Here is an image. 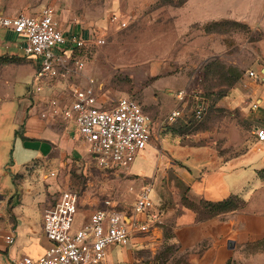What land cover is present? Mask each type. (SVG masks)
Returning <instances> with one entry per match:
<instances>
[{
    "label": "rangeland",
    "instance_id": "rangeland-1",
    "mask_svg": "<svg viewBox=\"0 0 264 264\" xmlns=\"http://www.w3.org/2000/svg\"><path fill=\"white\" fill-rule=\"evenodd\" d=\"M156 3L157 0H0V12L38 15L50 8L63 28L79 26L102 37L103 45L92 44L76 53L83 69L78 77L72 74L70 81L76 87H84L92 81L104 107L113 105L121 97L134 98L152 120L150 141L155 144L148 143L134 157L129 172L100 169L94 162L86 174L79 171L80 168H73L66 175L55 173L61 181L68 180L70 186L65 191L76 194L78 203L96 202L95 208L99 209L107 207V202L109 208L129 213L144 183L151 177L153 164L150 163L159 157L158 148L165 136H200L198 143L212 145L221 155L224 146L229 144L227 139L234 142L239 137H254L256 124L244 118L247 109L229 106L235 99L233 90L244 89L248 71L264 78L261 74L264 26H217L211 34L204 32L205 26H178L176 13L183 24L219 6L224 12L230 10L226 17L239 21L247 13L251 18L257 16L264 0H189L179 10ZM114 14L126 23L125 28L111 21ZM262 85L264 90V83ZM180 91L186 94L183 101L176 96ZM42 97L39 95V99ZM261 97L262 107L251 111L252 116L258 118L256 123L264 122V91ZM199 103L206 106L201 120L194 115ZM217 104L221 105L217 107ZM174 109L181 110L182 116L170 123L166 119ZM1 122L0 137L7 134L9 126V120ZM240 151L242 149L228 150L225 155L234 156ZM21 153L19 148V155ZM130 172L138 175L142 172L145 179ZM173 180L174 176H170L168 186L163 180L161 187L169 192ZM7 182L6 187L10 184ZM252 185H247L241 193L253 191L256 186ZM247 199L250 208L264 213V189ZM154 206L162 223L161 207ZM3 211L8 213L9 203ZM20 225L22 223L18 222L16 239L8 252L10 258L38 259L43 254L39 242L19 233ZM0 226L3 231L8 229L3 217H0ZM159 244L157 238L153 243L157 246L154 254L141 251L133 256L136 260L133 264H162L164 257L158 251ZM238 251L236 258L227 264H264V238L244 247L241 245ZM172 262H176L175 257Z\"/></svg>",
    "mask_w": 264,
    "mask_h": 264
},
{
    "label": "crops",
    "instance_id": "crops-1",
    "mask_svg": "<svg viewBox=\"0 0 264 264\" xmlns=\"http://www.w3.org/2000/svg\"><path fill=\"white\" fill-rule=\"evenodd\" d=\"M187 2L189 0L177 10L186 6ZM208 12L183 24L176 13V21L178 26H208L223 21L264 26V6L258 10L257 16L251 18L247 13L239 21L226 17L230 10L224 12L219 6ZM17 15L0 12V16L4 17ZM59 28L65 33L80 34L85 39L92 37L91 30L79 26L63 28L59 25ZM23 47L21 36L0 27V57L21 60L0 66V122L9 120L7 134L0 137V217L8 226L6 230L12 229L14 235L18 222L22 223L19 233L39 242L44 254L51 243L43 233V213L53 207L70 186L66 178L61 181L55 173L66 175L71 169L80 168L79 171L86 174L95 160L74 124L60 117L40 118L39 112L47 109L48 101L60 99L69 102L75 85L69 78L38 84L35 63L24 54ZM262 83L264 78L255 81L246 76L244 89L233 90L236 91L232 93L235 99L229 106L247 109L244 118L256 124L254 129H264V122H254L258 118L251 114V111L262 107ZM36 86L41 87L43 93L36 92ZM39 95H43L42 99ZM254 103L258 107L256 110L251 109ZM30 106L33 107L28 109ZM199 139L197 135L165 136L160 141L161 147L156 145L160 150L159 157L151 161L153 169L147 180L153 182L152 200L161 207L162 223L149 234L131 238L126 248L109 247L104 264H125V261L126 264H133L136 261L134 257L141 251L154 254L157 246L153 243L157 238L160 243L158 251L164 257L162 264H227L239 254V246L257 243L264 238V213L250 208L247 199L264 189V143H258L255 136L239 137L234 142L229 138V144L224 146L221 155L212 145L198 143ZM19 148L22 151L20 155ZM232 149L242 151L234 156L225 155ZM130 174L142 175L145 179L142 172L140 175ZM170 176H174L173 181L177 184L171 181L167 192L161 185L166 180L168 186ZM7 181L10 183L8 187L5 186ZM250 184L256 186L255 189L243 195L241 192ZM182 196L194 205L217 203L238 196L245 206L236 212L201 218L183 205ZM7 203L9 211L5 214L3 207ZM96 206V202L77 201L73 230L82 228L89 222L92 213L102 209H96ZM164 230L167 232L165 235ZM229 242L234 243L233 248L228 246ZM9 250L10 246L5 245L0 233V253L5 255H0V264H12ZM174 257L176 262H172Z\"/></svg>",
    "mask_w": 264,
    "mask_h": 264
},
{
    "label": "built area",
    "instance_id": "built-area-1",
    "mask_svg": "<svg viewBox=\"0 0 264 264\" xmlns=\"http://www.w3.org/2000/svg\"><path fill=\"white\" fill-rule=\"evenodd\" d=\"M111 21L121 28L126 23L115 14ZM0 27L12 31L24 39V54L35 63V80L38 84L46 80L67 79L72 74L79 76L83 64L76 53L89 45H103L104 39L92 33L85 39L77 33H65L55 20L50 8L38 15L18 14L14 17L0 16ZM72 66H71V65ZM247 78L260 81L254 71L246 73ZM36 92L41 87H35ZM69 102L52 99L47 109L39 112L41 119L60 117L74 124L88 152L94 157L100 169H115L129 172L134 157L142 151L151 139L152 120L141 105L130 97H121L111 106L99 101L92 81L84 87H74ZM185 92L176 96L183 101ZM258 107L253 104L251 109ZM206 106L197 104L195 119L201 120ZM181 110L174 109L167 121L172 123L181 118ZM254 136L258 143H264V129L255 128ZM154 185L145 182L137 195L129 213L109 208L106 202L102 209L91 214L89 222L78 230H73L77 211V195L63 192L56 204L43 213V233L51 243L38 259L22 257L12 264H104L106 250L111 246L126 248L131 238L149 234L160 223V214L152 200ZM0 233L6 246L15 242L12 229Z\"/></svg>",
    "mask_w": 264,
    "mask_h": 264
},
{
    "label": "trees",
    "instance_id": "trees-1",
    "mask_svg": "<svg viewBox=\"0 0 264 264\" xmlns=\"http://www.w3.org/2000/svg\"><path fill=\"white\" fill-rule=\"evenodd\" d=\"M187 0H157V6H164L169 5L172 7H181L186 3ZM217 26H246L244 24H240L233 21H223V22H215L208 26L204 27V32L211 33L214 32V27ZM20 62V59L14 58V57H7L3 56L0 57V66L2 65H8L13 64L16 62ZM181 202L183 205L191 210H193L199 217L201 218H207V217H214L218 215H223L231 212H236L239 210H242L245 206V202L242 201L241 198L238 196H231L228 199L217 202V203H207V204H201V205H194L191 203H188L186 199L182 196Z\"/></svg>",
    "mask_w": 264,
    "mask_h": 264
},
{
    "label": "water",
    "instance_id": "water-1",
    "mask_svg": "<svg viewBox=\"0 0 264 264\" xmlns=\"http://www.w3.org/2000/svg\"><path fill=\"white\" fill-rule=\"evenodd\" d=\"M261 74L264 75V70L261 71ZM228 246H229L230 248H233V247H234V243H233V242H229V243H228Z\"/></svg>",
    "mask_w": 264,
    "mask_h": 264
}]
</instances>
